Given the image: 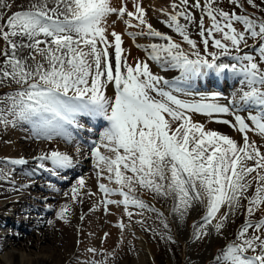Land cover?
Instances as JSON below:
<instances>
[{"label":"snow or ice","instance_id":"6c2138e0","mask_svg":"<svg viewBox=\"0 0 264 264\" xmlns=\"http://www.w3.org/2000/svg\"><path fill=\"white\" fill-rule=\"evenodd\" d=\"M228 2L234 10H224L219 0H171L170 10L160 9L166 17L162 22L188 51L153 28L140 0H133L132 11L124 0L119 7L113 0H31L27 8L11 15L0 12V83L18 85L0 98V124L23 122L36 139L70 142L84 127L80 118L106 122L90 150L97 179L117 186L98 185L106 210L116 204L124 207L129 219L132 208L140 210L138 214L148 211L163 217L136 195L138 190L171 198V211L181 218L195 205H203L202 219L193 225L194 238L201 240L211 230L222 235L230 216L244 207L247 219L235 239L215 254L214 264H264V219L253 220L256 212L264 211V152L248 135L254 132L264 138V15L248 12L251 7L264 13V0ZM12 7L9 0H0V9ZM112 16L127 28L139 29L127 33L133 40L140 35L163 43L149 44L143 48L146 60L129 64L122 35L109 32ZM192 28L199 42L191 38ZM249 38L255 42L253 54L245 51ZM222 57H229V62ZM148 61L178 75L166 79L154 73ZM229 74L240 85L238 98L229 104L218 102L221 92L196 90L203 78ZM109 85L114 89L111 97ZM193 114L231 124L242 134L243 143L206 128L193 120ZM224 115L234 116V123L218 119ZM37 159L38 167L52 175L74 167L72 157L59 151ZM85 187L86 179L77 178L71 188L74 203ZM69 211L70 206L64 205L56 216L67 223ZM117 226L121 231L126 228L123 222ZM164 227L168 228L166 222Z\"/></svg>","mask_w":264,"mask_h":264},{"label":"rangeland","instance_id":"374dc122","mask_svg":"<svg viewBox=\"0 0 264 264\" xmlns=\"http://www.w3.org/2000/svg\"><path fill=\"white\" fill-rule=\"evenodd\" d=\"M154 1V5H148L147 4V16L146 19L150 24H152L153 28H155L158 31H161L162 33H165L167 35H170L173 37V39L178 42L182 43V46L185 48H188L186 44H183L181 38L177 36L174 32H172L166 25L162 22L166 19L161 12L160 9L164 8L165 10H170L168 8L171 0H152ZM158 2V3H157ZM259 3V0H257ZM162 3V4H161ZM219 4L224 10L226 11H232L233 6L228 2V0H219ZM248 12L250 14H255L256 16L264 15V13H261L259 9H252L251 7H248ZM6 16L11 15L12 11L9 9H6L3 12ZM127 19V17H125ZM114 21V20H113ZM112 21V22H113ZM2 23V21H0ZM135 23V21H133ZM205 23L207 24L208 21L206 19ZM111 28L116 31L117 33L121 34L122 32V38L123 40H127L129 42H132L134 46L137 47L136 54H138L139 60H146V53L143 51V48L147 47L151 43H163V41H157L153 38L147 37V36H140L137 35L136 39L133 40L132 37H130L127 33L133 32L136 33L139 31V29L136 28H127L125 26V23L123 20H119L116 24H111ZM236 27L241 29V26L239 24L236 25ZM124 29V30H123ZM191 38L196 40L197 42L200 41V37L196 34V30L194 28L190 29ZM178 40V41H177ZM135 42H140L139 46ZM2 41H0V44ZM255 42L249 38L248 44L249 47L245 49L246 52L249 54H253L252 46ZM186 45V46H184ZM201 51H203V46L201 45ZM189 49H185V51H188ZM210 51H216L215 49L210 48ZM141 56V57H140ZM127 61H134L133 58H128ZM223 62H229V57H222ZM150 64L151 70L161 76H164V71L161 70V68L155 64L154 62L148 61ZM135 65V64H134ZM133 65V66H134ZM262 68H264V64L261 65ZM178 75V74H177ZM176 75V76H177ZM175 77V76H174ZM173 77V78H174ZM224 78V76H222ZM172 78V79H173ZM227 78H230L229 76ZM231 79V78H230ZM232 84L229 86H226V83L223 82V86H221V89H216L209 87L207 89H197L200 92H214L218 91L221 92V98L218 101L221 104H229V101L233 99V97H237L239 95L240 91V85L237 83L236 79L232 78ZM111 93L108 95H114V89L111 85H109ZM236 87L239 89L236 91ZM16 88H18V85H16L14 82L11 81H4L3 83H0V98H3L5 95L11 93ZM232 91V92H231ZM229 92V93H228ZM188 99H191V97H188ZM0 107H3L0 105ZM241 115H247L246 112L237 109ZM218 119H227L230 122L234 123V116L232 115H224L218 117ZM193 120L199 123H202L206 126V128L215 130L223 135H227L230 138L234 139L238 143L242 144V134L236 131L231 124H221L209 121V119L205 116L199 115V114H193ZM80 122L84 125L82 130H79L77 133H74L76 136V139L78 142L80 141L82 143L83 149H88L89 147H92L93 141H98L100 133L103 131L104 127L106 126V122L104 121H98L97 127L94 126L92 121L89 120V118L82 117L80 118ZM26 124V123H25ZM90 124H92L94 127H92ZM2 126V124H0ZM24 128V129H23ZM21 129L29 136L33 137L30 131L29 125H23ZM99 134V136H98ZM251 140L255 141V138L260 139L261 137L257 136L254 132L248 133ZM79 136V137H78ZM257 136V137H256ZM254 137V138H253ZM81 138V140H80ZM82 139H88L91 143L82 142ZM264 139V138H262ZM35 140L39 143L38 147V154H36L37 158L41 155H44L46 153H50L51 151H56V145H55V139L52 141H46L42 139H36ZM260 141V140H259ZM256 142V141H255ZM104 151L103 149L101 150ZM105 155H111V153L104 152ZM34 160V166L33 168H36L40 161L38 159ZM45 163V166L48 167L47 161L43 162ZM93 163L92 158L90 157L87 159V162L85 163L88 167L89 164ZM7 164V160L0 158V171L2 169V165ZM36 166V167H35ZM14 167V166H13ZM77 170H73L71 172H59L58 175H55V178L52 177V174L45 169L39 168L35 171L40 172L43 170L46 176L35 177L33 175H26L24 168H13L12 175H11V183L9 184H1L0 183V194H4V200H0L3 202V204H6L8 201H15V204L17 207H19V212L12 214L7 221L3 223V231H5V242H8L10 238L13 239H23V236H29L32 235L34 237L35 234L39 233L44 230L47 226L44 225V221L46 218H48V221L51 222L53 228L51 229L52 234L57 235L58 231L55 228V224H57V220L55 218L56 212L60 210L61 207L64 205H67V203L71 199V191L68 193V195H65L63 190L65 188H68L71 190L72 186L74 184H67L69 183V179L72 173H76V177L81 176L80 166H78ZM82 168V167H81ZM67 173V174H66ZM81 173V174H80ZM61 174V175H60ZM69 175V176H68ZM107 172L105 177H107ZM57 178V180H55ZM63 181H60V180ZM64 180L67 181V185H63L60 182H64ZM102 183L107 185L110 188H116L117 186L114 183H110L106 178L102 179ZM24 185L22 188L21 186ZM3 187V188H2ZM89 187V185H88ZM59 189L61 191L53 192L52 189ZM66 191V189L64 190ZM254 191V187H253ZM5 193H9L10 196H6ZM252 192L250 191L249 195H251ZM136 195L144 199L146 203H149L153 205L159 212L163 213V217H157L155 213L144 211L143 214H138L140 210L132 208L129 209L133 212V216L131 219H129L126 211L125 216L121 217L120 221L123 222L126 225V230L129 229V231H134L140 235V237L143 239V242L146 244L148 248V252L153 258L154 264H214V256L215 254L220 250L221 247L226 246L228 243L232 242L236 234L239 230V228L243 225L244 221L247 219V216L245 214V208L241 207L239 210H237L233 215L230 216L229 220L225 223V227L223 229V234L219 235L214 230H211L210 235L201 239L196 240L194 238V232L195 229L193 228V225L197 224L201 221L202 215L204 213V207L203 205H195L192 209L189 210V212L184 217H179L178 214H174L171 209L173 206V200L171 198L165 199L162 197H154L151 193H148L146 191L138 190ZM111 199L113 200H120L119 196H112ZM88 203L89 205L93 202L92 199H89V201L86 198L85 190L82 191L80 200L75 202L77 203ZM71 202H73L71 200ZM246 205V201L243 202ZM112 205L114 206V209L120 207V205L111 204L109 205L108 209H112ZM75 206V205H74ZM75 208V207H74ZM74 208L70 207V211L67 214L68 215V222H64L63 228L70 229L71 225L75 224L76 219V210H73ZM51 209V210H50ZM227 209H225L226 212ZM24 214V215H23ZM260 219H264V211H258L255 213L253 220L259 221ZM138 221H143V223H138ZM13 222V223H12ZM120 222V223H121ZM168 224V228L166 229L164 227V223ZM10 224V225H9ZM51 227V226H49ZM251 232V230H250ZM54 235V236H55ZM60 248L57 249L58 254L57 257L54 258L51 264H63L64 263V256L68 255V253L71 250H67V254L62 256V253L65 251L63 246H59ZM60 251V252H59ZM131 252V253H130ZM4 252L0 253V256ZM61 256H60V255ZM126 257L123 259V261H127V264H134L135 261V255L140 256V253L137 250L136 245L132 244L130 248L126 251ZM139 254V255H138ZM18 256H23V252H19V254L16 253ZM201 256H204V258L199 259ZM130 260V261H129ZM118 261L116 259L115 263Z\"/></svg>","mask_w":264,"mask_h":264},{"label":"bare ground","instance_id":"6f19581e","mask_svg":"<svg viewBox=\"0 0 264 264\" xmlns=\"http://www.w3.org/2000/svg\"><path fill=\"white\" fill-rule=\"evenodd\" d=\"M9 2L13 5L10 9L13 13L27 8L31 0H9ZM124 2L127 3L128 10H134L133 0H124ZM121 3L122 0H113L114 6L119 7ZM140 3L145 10L147 8V4H155L152 0H140ZM5 10L6 9H0V12H4ZM113 20L115 23L112 22ZM118 21L119 19L112 16L109 18L108 23L111 25L118 23ZM111 31L114 30L110 26L109 32ZM122 32L123 31L121 30V34ZM135 43L137 46L140 44V42ZM0 47H3V42L0 44ZM122 47L124 49V55L127 59L130 57L134 60L128 61V63L134 65L135 62L139 60L138 54H136L137 47L126 39L123 40ZM23 55H27V53L24 52ZM29 63H31V61H29ZM164 73V77L169 80L178 74L175 70ZM229 77L232 78L230 74ZM230 78L227 79L222 76L217 78L213 75L210 78H203L198 81L196 88L200 87L203 89L205 88L204 86L208 84H210V86L218 84V88H221V83L223 84V82L226 83V86H229L232 84V80ZM238 89L239 88L236 87L235 90L237 91ZM109 93H111L110 87L107 89V95ZM108 96L111 97L112 95L110 94ZM98 121L101 120L92 121V123L95 125ZM23 125L28 126L23 122L18 123L15 126L11 124L7 126L2 124V126H0V158L7 160V164L2 165V169L0 171L1 184L6 185L11 183L10 179L13 168H24L26 169V175H33L35 177L42 178L47 175L43 170L40 172L35 171L38 169V166L33 168V162L37 158L36 154L39 152L37 147V145L39 146V143L34 137L27 135L25 133L26 131L24 132L21 129ZM255 141L256 144L260 146V150L264 152V139L255 138ZM54 143L56 145V151L70 155L74 163V167L61 170L60 172H71L79 169L77 167L80 166V171L82 173H80V177H84L86 179V187L84 188L86 198L88 201L89 199H92L90 202L93 203L90 205L89 202L75 204L74 202H71V199L65 203L71 208L75 207L73 210H76V221L74 225L70 226V229H65L63 228V224L65 225L64 221L58 219L55 214V218L58 221L57 224L54 225L58 231L57 235L54 234L55 236L51 232L53 226L49 223L48 218H46L44 225L47 227L44 228L40 234L37 233L34 237L32 235H26L23 236V239L21 240L10 238L7 240L8 242H5L6 233L3 231L2 225L12 214L18 213L20 208L15 204H12L15 203V201H8L6 204H3V202L0 201V253L4 252L0 256V264H51L54 258L57 257V249L60 248L59 246H63V248L66 247L67 250H71L68 255L64 256L67 254V250L64 248L65 251L62 253V256H64L63 264H127V261L124 262L123 259L127 255L126 251L132 244L136 245L137 250L140 253V256L135 255L133 260L135 261L134 264H154L153 258L149 254L148 248L140 235L132 230L129 231V229L121 231V229L117 226L121 222V217L125 216L124 207L120 205V207L114 209V206L112 205V209H108V205L106 210L105 206L102 204L104 196L98 187V185L102 183V179H97V170L94 168L93 163H90L89 167L85 164L87 159L91 157V148L89 147L88 149H83L84 146H82V143L75 139L69 142L61 138H56ZM14 159H25L27 163L25 165H12L8 163V161ZM48 166H50L49 163ZM75 175L69 179V183L67 184H75L76 179L79 178ZM103 175L105 177L106 171ZM21 187L23 188L24 185ZM65 189L66 191H64ZM65 189L63 190L64 193H69L71 191L68 188ZM52 191L58 192L61 190L55 188L52 189ZM88 192L94 193V195L89 196L86 194ZM5 195L10 196L11 194L9 195V193H5ZM4 197V194H0V200H4ZM225 209L226 208H222L221 211L223 212ZM81 216L84 218L81 219ZM105 234H107L106 237ZM89 249H95V254L88 251ZM19 252H23L25 255H16V253L19 254ZM202 258H204V256H201L199 259ZM116 259H118V261L115 263Z\"/></svg>","mask_w":264,"mask_h":264}]
</instances>
